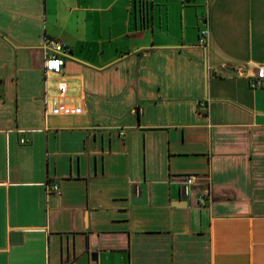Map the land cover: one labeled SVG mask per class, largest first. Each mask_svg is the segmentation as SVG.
I'll return each instance as SVG.
<instances>
[{
    "label": "crops",
    "instance_id": "obj_1",
    "mask_svg": "<svg viewBox=\"0 0 264 264\" xmlns=\"http://www.w3.org/2000/svg\"><path fill=\"white\" fill-rule=\"evenodd\" d=\"M0 264H264V0H0Z\"/></svg>",
    "mask_w": 264,
    "mask_h": 264
},
{
    "label": "built area",
    "instance_id": "obj_2",
    "mask_svg": "<svg viewBox=\"0 0 264 264\" xmlns=\"http://www.w3.org/2000/svg\"><path fill=\"white\" fill-rule=\"evenodd\" d=\"M205 33V29L200 31V38L201 41L203 35ZM43 52H44V63L43 68L45 72L51 71L60 73L63 71V67L66 61V57L69 55V52L64 45V43L59 40L58 38L45 36L43 39ZM263 75V68L262 66H257L254 76L250 79L249 84L251 87H257L261 84V77ZM60 90L64 91L65 84H60ZM68 107L65 102H59L56 104V109L59 110H66ZM75 111H78L79 108L74 107ZM195 180V175L191 172L184 173L181 178V184L183 188L190 187ZM49 190H58V185L56 183L47 185ZM197 202L199 204H204L208 199V192L206 189H200L197 194Z\"/></svg>",
    "mask_w": 264,
    "mask_h": 264
},
{
    "label": "water",
    "instance_id": "obj_3",
    "mask_svg": "<svg viewBox=\"0 0 264 264\" xmlns=\"http://www.w3.org/2000/svg\"><path fill=\"white\" fill-rule=\"evenodd\" d=\"M15 233H18V231H16Z\"/></svg>",
    "mask_w": 264,
    "mask_h": 264
}]
</instances>
